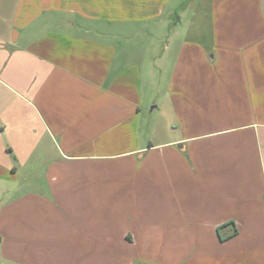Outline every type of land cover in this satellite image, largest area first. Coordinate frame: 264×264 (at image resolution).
Segmentation results:
<instances>
[{
	"label": "crops",
	"instance_id": "crops-1",
	"mask_svg": "<svg viewBox=\"0 0 264 264\" xmlns=\"http://www.w3.org/2000/svg\"><path fill=\"white\" fill-rule=\"evenodd\" d=\"M0 264H264V0H0Z\"/></svg>",
	"mask_w": 264,
	"mask_h": 264
},
{
	"label": "rangeland",
	"instance_id": "rangeland-1",
	"mask_svg": "<svg viewBox=\"0 0 264 264\" xmlns=\"http://www.w3.org/2000/svg\"><path fill=\"white\" fill-rule=\"evenodd\" d=\"M164 39H166V38H164ZM146 42H147V41L145 40L144 43L146 44ZM163 109H164V108H163Z\"/></svg>",
	"mask_w": 264,
	"mask_h": 264
}]
</instances>
